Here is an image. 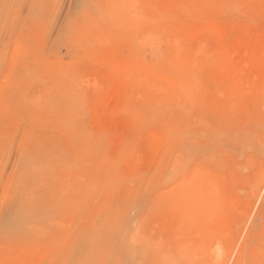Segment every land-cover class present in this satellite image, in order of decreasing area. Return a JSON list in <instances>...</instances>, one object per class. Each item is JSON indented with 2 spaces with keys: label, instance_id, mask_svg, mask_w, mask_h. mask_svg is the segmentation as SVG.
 Here are the masks:
<instances>
[{
  "label": "rangeland",
  "instance_id": "rangeland-1",
  "mask_svg": "<svg viewBox=\"0 0 264 264\" xmlns=\"http://www.w3.org/2000/svg\"><path fill=\"white\" fill-rule=\"evenodd\" d=\"M0 264H264V0H0Z\"/></svg>",
  "mask_w": 264,
  "mask_h": 264
},
{
  "label": "bare ground",
  "instance_id": "bare-ground-1",
  "mask_svg": "<svg viewBox=\"0 0 264 264\" xmlns=\"http://www.w3.org/2000/svg\"><path fill=\"white\" fill-rule=\"evenodd\" d=\"M250 134H251V133H250ZM257 139H258V138H257ZM253 140H254V139H253ZM255 145H256V144H255ZM247 159H249V158H247ZM248 162H249V161H248ZM212 176H213V175H212ZM212 176H211V177H212ZM21 204H22V203H21ZM21 204H20V205H21ZM24 205H25V204H24ZM24 205H23V206H24ZM23 206H22V207H23ZM25 206H26V205H25ZM27 207H28V206H27ZM183 209H184V208H183ZM20 210H23V211H24V210H26V209H24V207H23V208H20ZM17 216H19V215H17ZM16 219H17V218H16ZM16 219H15V220H16ZM18 219H19V218H18ZM16 221H17V220H16Z\"/></svg>",
  "mask_w": 264,
  "mask_h": 264
}]
</instances>
